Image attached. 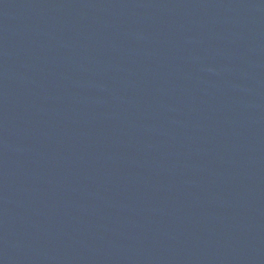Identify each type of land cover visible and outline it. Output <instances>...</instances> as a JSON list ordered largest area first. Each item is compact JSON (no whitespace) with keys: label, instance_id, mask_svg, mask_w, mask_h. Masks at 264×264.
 Instances as JSON below:
<instances>
[{"label":"water","instance_id":"95a60500","mask_svg":"<svg viewBox=\"0 0 264 264\" xmlns=\"http://www.w3.org/2000/svg\"><path fill=\"white\" fill-rule=\"evenodd\" d=\"M0 264H264V0H0Z\"/></svg>","mask_w":264,"mask_h":264}]
</instances>
